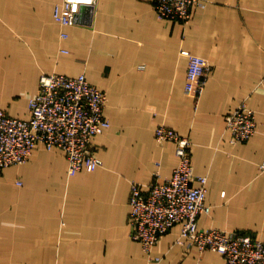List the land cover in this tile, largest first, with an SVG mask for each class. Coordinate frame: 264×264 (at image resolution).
Listing matches in <instances>:
<instances>
[{
  "label": "crops",
  "instance_id": "1",
  "mask_svg": "<svg viewBox=\"0 0 264 264\" xmlns=\"http://www.w3.org/2000/svg\"><path fill=\"white\" fill-rule=\"evenodd\" d=\"M62 1L0 0V103L28 118L43 74L84 73L108 97L111 126L93 139L103 164L71 175L63 150L39 144L2 168L0 264H226L180 224L150 253L131 236L132 183L166 179L179 162L175 143L157 140L160 124L191 138L194 172L208 176L212 210L199 226L264 237V0H204L188 23L154 0H95L73 25L54 18ZM183 50L210 65L199 99L185 91ZM243 102L258 129L233 144L226 117Z\"/></svg>",
  "mask_w": 264,
  "mask_h": 264
},
{
  "label": "built area",
  "instance_id": "2",
  "mask_svg": "<svg viewBox=\"0 0 264 264\" xmlns=\"http://www.w3.org/2000/svg\"><path fill=\"white\" fill-rule=\"evenodd\" d=\"M95 0H63L54 8L62 25L80 22L91 15ZM157 12L171 20L188 23L195 6L204 0H154ZM67 37V34H63ZM185 91L197 99L204 92L210 74L208 60L189 50ZM107 93L91 83L84 73L76 76L58 72L40 78L39 91L29 101L28 118L11 115L0 103V170L27 162L39 144L59 148L68 158L71 175L82 169L93 171L103 164L93 139L111 126L105 115ZM234 142L249 140L257 132L255 110L243 102L226 117ZM159 141L173 142L179 162L170 177L154 174L150 184L132 183L129 203L131 236L144 250L152 252L172 226H182V237L200 251L220 252L226 264H264V237L220 228H201L198 219L208 214V176L193 169L191 138L165 124L156 128ZM264 170V161L260 165Z\"/></svg>",
  "mask_w": 264,
  "mask_h": 264
},
{
  "label": "rangeland",
  "instance_id": "3",
  "mask_svg": "<svg viewBox=\"0 0 264 264\" xmlns=\"http://www.w3.org/2000/svg\"><path fill=\"white\" fill-rule=\"evenodd\" d=\"M255 115H256V113H255ZM191 141H192V140H191ZM246 141H248V140H244V141H242V142H246ZM231 142H232L233 144H237V143H239V142H234L232 138H231ZM191 147H192V145H191ZM263 171H264V170H263Z\"/></svg>",
  "mask_w": 264,
  "mask_h": 264
}]
</instances>
